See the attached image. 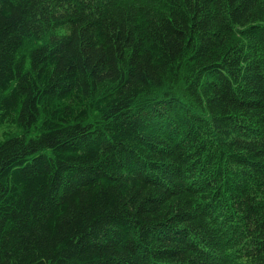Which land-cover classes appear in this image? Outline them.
Instances as JSON below:
<instances>
[{
    "label": "trees",
    "instance_id": "trees-1",
    "mask_svg": "<svg viewBox=\"0 0 264 264\" xmlns=\"http://www.w3.org/2000/svg\"><path fill=\"white\" fill-rule=\"evenodd\" d=\"M0 264H264V0H0Z\"/></svg>",
    "mask_w": 264,
    "mask_h": 264
}]
</instances>
